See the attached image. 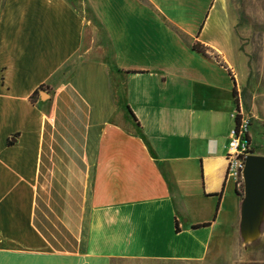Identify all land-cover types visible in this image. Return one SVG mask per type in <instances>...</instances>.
<instances>
[{
    "label": "crops",
    "instance_id": "1",
    "mask_svg": "<svg viewBox=\"0 0 264 264\" xmlns=\"http://www.w3.org/2000/svg\"><path fill=\"white\" fill-rule=\"evenodd\" d=\"M205 11L186 27L156 0H0V264L198 262L239 225L238 80Z\"/></svg>",
    "mask_w": 264,
    "mask_h": 264
},
{
    "label": "rangeland",
    "instance_id": "2",
    "mask_svg": "<svg viewBox=\"0 0 264 264\" xmlns=\"http://www.w3.org/2000/svg\"><path fill=\"white\" fill-rule=\"evenodd\" d=\"M181 24L189 25L211 9L224 22L227 65L237 77L236 99L239 112L249 120L251 150L264 156V0H156ZM213 12V14L215 13ZM146 11L143 18H147ZM231 24L230 30L229 24ZM238 45V51H237ZM210 242L207 256L198 262L168 260H114L112 264H264V212L257 234L251 239L236 228L220 229ZM198 250V244L181 238L174 249Z\"/></svg>",
    "mask_w": 264,
    "mask_h": 264
},
{
    "label": "water",
    "instance_id": "3",
    "mask_svg": "<svg viewBox=\"0 0 264 264\" xmlns=\"http://www.w3.org/2000/svg\"><path fill=\"white\" fill-rule=\"evenodd\" d=\"M243 197L240 204L239 232L242 238H253L264 212V156L246 157L242 173Z\"/></svg>",
    "mask_w": 264,
    "mask_h": 264
},
{
    "label": "built area",
    "instance_id": "4",
    "mask_svg": "<svg viewBox=\"0 0 264 264\" xmlns=\"http://www.w3.org/2000/svg\"><path fill=\"white\" fill-rule=\"evenodd\" d=\"M239 115L240 122L236 130L233 125L226 155L227 177L236 175L238 188L243 187V182H238V171H243L246 155H251L252 151L249 120L243 116L242 112H239Z\"/></svg>",
    "mask_w": 264,
    "mask_h": 264
},
{
    "label": "trees",
    "instance_id": "5",
    "mask_svg": "<svg viewBox=\"0 0 264 264\" xmlns=\"http://www.w3.org/2000/svg\"><path fill=\"white\" fill-rule=\"evenodd\" d=\"M192 50L193 51H196V52H198V53H201L202 55H204V56H208V50L205 48V47H203V46H200V45H198V44H193L192 45ZM213 59L215 60V62L219 65V66H221V67H223V68H225V69H227L226 68V66H225V64H223L222 62H221V60L218 58V57H213ZM228 72V74L229 75H231V72L228 70L227 71ZM232 81H233V90H232V95H233V101H234V104H235V114H234V116H233V121H234V129L236 130V128L238 127V125H239V122H240V115H239V104H238V102H237V99H236V86H235V82H234V79L232 78ZM37 94V92L35 91L34 93H33V96L34 95H36ZM32 98V97H31ZM129 112L131 113V111L129 110ZM131 115H132V113H131ZM251 154H253V152L251 151ZM248 155H246V157H247ZM245 161V160H244ZM238 182H242V178H241V171H238ZM235 184L237 185V180H236V175H235ZM238 196H239V198H240V201L242 200V197H243V187L241 186V187H239V194H237ZM207 226H209V224H202V225H195V226H193V229H200V228H203V227H207ZM175 232L176 233H179V228H178V223H177V221L175 222Z\"/></svg>",
    "mask_w": 264,
    "mask_h": 264
},
{
    "label": "bare ground",
    "instance_id": "6",
    "mask_svg": "<svg viewBox=\"0 0 264 264\" xmlns=\"http://www.w3.org/2000/svg\"><path fill=\"white\" fill-rule=\"evenodd\" d=\"M249 156V155H248ZM244 164H245V161H244ZM242 173H243V171H241V178H242ZM234 178H235V175H232ZM242 182H243V180H242ZM246 239H251V236L249 237V236H246Z\"/></svg>",
    "mask_w": 264,
    "mask_h": 264
}]
</instances>
